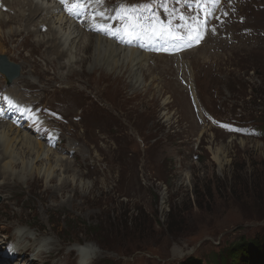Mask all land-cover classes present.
<instances>
[{"label": "rangeland", "instance_id": "rangeland-1", "mask_svg": "<svg viewBox=\"0 0 264 264\" xmlns=\"http://www.w3.org/2000/svg\"><path fill=\"white\" fill-rule=\"evenodd\" d=\"M6 1L0 62L6 56L14 79L24 76L17 86L25 101L62 110L70 121L60 123V149L43 143L48 152L36 159L18 146L6 160L16 166L2 167L0 247L10 238L29 264H180L189 257L221 264L219 255L235 243H264V135L200 122L174 56L135 49L147 55L139 83L127 63L112 70L93 61L94 49L84 54L88 35L66 23L63 11V21L50 13L54 0ZM255 2L242 3L247 21L233 25L230 40L205 33L184 59L204 109L262 126L264 0ZM30 4L44 6L52 28L30 20ZM55 32L71 34L59 43L67 52L61 60L49 43ZM8 83L0 70V87ZM53 155L61 166L51 164ZM252 258L233 263L264 264V255Z\"/></svg>", "mask_w": 264, "mask_h": 264}, {"label": "bare ground", "instance_id": "bare-ground-1", "mask_svg": "<svg viewBox=\"0 0 264 264\" xmlns=\"http://www.w3.org/2000/svg\"><path fill=\"white\" fill-rule=\"evenodd\" d=\"M3 1V0H1ZM5 1V0H4ZM8 1V0H7ZM6 1V3H7ZM18 2H20L21 0H17ZM34 2V1H33ZM54 2V1H53ZM8 4V3H7ZM19 4V3H18ZM33 4V3H32ZM55 3H51V5H53ZM6 5V4H5ZM11 8V6H9ZM30 7V12H29V17H30V20H34L35 18H37V20L33 23L35 24H40L41 28L43 27V25H46L47 24L50 26V28H52L51 25V21H50V18L49 16L47 17V14H43L46 10L42 9L44 6L42 5L41 8H35V10H32V5L30 4L29 5ZM35 7V6H34ZM39 7V6H37ZM54 8L50 11V13L53 15L55 13H58L57 16H59V21H63L64 19L62 18V14H60V11L62 12V9L60 8L59 5L55 4L53 6ZM58 8V9H56ZM60 8V9H59ZM55 16V15H54ZM42 18H46L45 20H41L39 21L40 19ZM28 19V18H27ZM70 19V17H69ZM7 22H3L2 24H10L11 22L14 21L13 18H10V19H6ZM72 20V19H71ZM18 22V20H17ZM47 23V24H44V23ZM66 23H71L74 27L73 28H77L76 25H78L76 22H74L73 20L72 21H65ZM76 24H74V23ZM29 23V22H28ZM42 23V24H41ZM67 28V27H66ZM56 31V30H55ZM20 32V31H19ZM82 34H87L89 39L87 41V43H85V41L82 43L83 44V47L81 48L82 51L84 52V54H87L89 55V58H90V55L94 49V54H93V61L96 63V61L100 62V63H103L104 65L108 66L109 68H111L112 70H115L117 67H120V66H124L126 63L129 65V66H132L134 67V70H135V76L137 78L136 81H139V83L141 82V76H140V73L138 72V69L145 66L146 67V64H145V61H146V56L145 54H142V53H139L135 50V48H123V46H120L119 44H117L115 41L109 39V38H106L100 34H93V35H89L88 32H86L83 28H82V31H80ZM11 33V32H10ZM53 38H51V40L49 39V43L52 42L53 46L55 49H56V58L61 60L64 55H67V52L65 51L64 53V50H62V48L60 49L59 48V43L62 42L64 45L65 43H67L68 41V37L71 38V34L68 33L67 37H65V35H61L59 34L58 32L54 33L53 34ZM20 37V36H19ZM61 37V38H60ZM48 43V42H47ZM11 45V44H10ZM8 47V46H7ZM64 47V46H62ZM16 48V47H15ZM201 48V47H200ZM198 48V49H200ZM81 51V50H80ZM24 54V53H23ZM148 61V60H147ZM88 58H84L83 60H81V63L83 65H86L88 63ZM147 63V62H146ZM100 65V64H99ZM15 67V66H14ZM147 70H150V68L147 66ZM5 75V74H4ZM27 77V76H26ZM24 78V76H21L20 78H16L14 80H12V82L14 81L13 84L11 83H8L7 85V89L9 90H12L13 93H16V94H19V91H18V86H17V83L20 81V80H25V79H22ZM27 83V82H26ZM138 83V82H136ZM39 86V85H38ZM5 87V86H3ZM54 89V88H53ZM43 90V89H42ZM47 90V89H46ZM38 91V90H37ZM49 91V90H48ZM42 92V91H41ZM43 94V93H42ZM47 94V93H46ZM49 94V93H48ZM36 95H37V92H36ZM50 95V94H49ZM23 96V95H22ZM34 96V95H33ZM40 96V95H39ZM38 97V96H37ZM29 100V99H28ZM31 101V100H30ZM37 101V100H36ZM40 103V102H39ZM38 103V104H39ZM1 122V121H0ZM2 124V123H1ZM15 127V126H14ZM10 125H6V124H3V125H0V174H6L5 172L3 173L2 172V167H5V168H8V165L11 164L12 166H16V163L14 164V162L10 159L9 162H6V160L8 158H10V155L11 153L13 154L14 151H15V147L18 148V146H20V148H23L24 150V153L25 155H32L34 153H37L36 154V159L40 158L44 152L47 151V149L44 147L43 142L39 139H34L33 136L26 132V131H22L21 129H18V128H14ZM19 151V150H18ZM22 152V151H21ZM48 152V151H47ZM50 153V152H49ZM12 156V155H11ZM26 157V156H25ZM42 158V157H41ZM29 159V158H28ZM9 160V159H8ZM7 160V161H8ZM4 163V164H3ZM52 163H55L56 165L59 164V158L56 157V155H53L52 156ZM36 164V163H35ZM58 166V165H57ZM61 166V165H60ZM65 169V168H64ZM72 168H71V165L68 163V166L66 168V170L70 171ZM8 170V169H7ZM2 178V177H1ZM53 180V179H52ZM51 180V181H52ZM6 186V183L5 185ZM3 188V185H0V190ZM7 237V236H6ZM9 239V238H8ZM12 239V238H11ZM3 241V240H2ZM31 246V245H30ZM89 253H87V251L84 252V256H86L88 259H90V256L91 255H88ZM89 260H86L85 258V261H84V264L86 262H88Z\"/></svg>", "mask_w": 264, "mask_h": 264}, {"label": "snow or ice", "instance_id": "snow-or-ice-1", "mask_svg": "<svg viewBox=\"0 0 264 264\" xmlns=\"http://www.w3.org/2000/svg\"><path fill=\"white\" fill-rule=\"evenodd\" d=\"M219 3L220 0H195V7L204 9L207 5L206 10L203 12V19H198L196 16L172 15L167 20L159 18L156 14L150 17L137 16V12L140 11L138 8L122 5L120 11L114 17H110V19L119 20L121 27L113 29L111 24H100L97 30L113 35L127 32L129 42L132 39L147 37L151 40H162L165 44H171L173 47L181 45L190 47L203 38V34L207 30L208 20L212 18L213 12ZM79 10L82 11L83 9ZM99 15L103 16L104 13L101 12ZM177 19L181 23L177 24L175 22ZM190 30L195 35L189 36L187 33ZM181 32L185 34L181 35Z\"/></svg>", "mask_w": 264, "mask_h": 264}, {"label": "trees", "instance_id": "trees-1", "mask_svg": "<svg viewBox=\"0 0 264 264\" xmlns=\"http://www.w3.org/2000/svg\"><path fill=\"white\" fill-rule=\"evenodd\" d=\"M263 111L262 109V112ZM263 255L264 243L259 239H255L254 241H244L243 243L233 244L226 252L223 251V253L219 255V260L221 264H234L233 262L243 259V257L245 260H250L252 256L257 259L258 257H263ZM229 260H231V262H228ZM180 264H202V262L189 257Z\"/></svg>", "mask_w": 264, "mask_h": 264}, {"label": "water", "instance_id": "water-1", "mask_svg": "<svg viewBox=\"0 0 264 264\" xmlns=\"http://www.w3.org/2000/svg\"><path fill=\"white\" fill-rule=\"evenodd\" d=\"M1 59L5 61V63L0 62V70L5 72L8 75L9 80L11 81L14 79L18 74L16 72H10L11 67H14L15 65H12L11 63L8 62L6 59V56H1Z\"/></svg>", "mask_w": 264, "mask_h": 264}]
</instances>
